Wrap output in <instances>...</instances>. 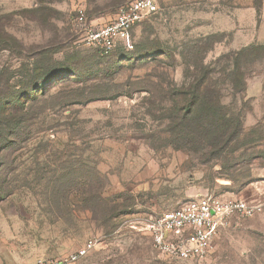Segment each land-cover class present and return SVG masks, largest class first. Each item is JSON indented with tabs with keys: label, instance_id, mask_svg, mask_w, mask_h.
I'll use <instances>...</instances> for the list:
<instances>
[{
	"label": "rangeland",
	"instance_id": "1",
	"mask_svg": "<svg viewBox=\"0 0 264 264\" xmlns=\"http://www.w3.org/2000/svg\"><path fill=\"white\" fill-rule=\"evenodd\" d=\"M35 1L0 0V16H8L0 25L8 33L0 43V73L11 76L0 78L5 94L18 83L12 74L38 45L55 44L61 58L96 53L73 26L78 13L100 25L132 0ZM163 2L157 14L132 29L122 48L96 53L95 65L83 63L88 73L80 79L55 81L42 97L47 103L33 102L30 113L8 129L11 145L0 159V264L57 258L89 239L97 240L96 247L74 264H264V56L243 67L245 93L225 90L227 102L246 113L245 135L232 153L214 157L202 147L180 146L173 141L180 134L169 130L159 108L170 106L160 99L159 83L168 88L193 81L187 54L199 50L194 56L202 60L210 47L203 36L218 32L221 42L204 63L215 62L220 71L221 55L264 44L263 34L236 21L238 0ZM43 6L52 19L37 17ZM195 42L199 48L193 50ZM96 87L91 101L69 98ZM208 193L244 198L259 209L228 220L202 261L158 253L148 223Z\"/></svg>",
	"mask_w": 264,
	"mask_h": 264
},
{
	"label": "trees",
	"instance_id": "2",
	"mask_svg": "<svg viewBox=\"0 0 264 264\" xmlns=\"http://www.w3.org/2000/svg\"><path fill=\"white\" fill-rule=\"evenodd\" d=\"M43 1L36 0L35 6ZM163 1L162 8L164 6ZM262 1L254 0L258 18L261 15ZM36 11H38L39 16L37 17L39 19L43 21L52 19L50 9L43 6L36 9ZM6 17L8 16H0V25L3 18ZM145 21L147 19L137 25ZM2 26H0V43L5 41V37L8 36L5 25ZM71 29L74 30V28ZM220 33L224 34L225 32ZM203 38L205 42L207 41L210 44V47L205 48V55L202 60L194 56V53H198L199 50L193 52V54L191 52L187 54L189 57L187 65L194 68L193 81L182 86L170 83L168 88L165 87V81L163 84L162 82L159 83L161 101L170 103V106L162 104L159 108L161 118L170 121L169 130L172 132L177 131L180 134L178 137L173 138L174 142L180 140V146L186 145L192 149L202 147L208 156L219 157L237 150L241 145L240 138L245 135L246 113L242 108L237 109V107L231 105L232 102H227L228 93L225 90L230 89L245 93L247 75L243 67L247 63L264 56V44L250 43L221 55L218 64L222 69L216 71L213 68L215 62L204 63V60H206L207 53L213 49L214 45L221 42L218 32L206 34ZM123 43L119 42L110 53L122 48ZM197 48H199L198 42L192 44L193 50ZM95 50L100 55H107L98 49ZM59 52L53 43L51 45H38L27 53L28 61L22 64L23 66L17 75L12 74L13 78L18 76V83L15 85L9 83L10 86L12 85V90L6 94L0 90V159L5 149L11 145L9 140L13 132L8 129L14 128L17 125L16 120L30 113V108L33 106L31 104L33 102L47 103L48 100H44L42 97L49 95V89L53 87L52 84L55 81L63 78L80 79L81 75L88 73V70L83 67V63L88 62V65L93 66L97 62L98 54L96 53V55H90L82 59L81 52L74 51L73 54L67 52L62 58L57 56ZM20 53L22 54L23 51ZM229 61L233 64L232 70L229 68ZM161 62L163 61L161 60ZM3 77L7 80L11 78V76L5 74V71L0 73V78ZM85 88H88V85ZM80 90L79 94H71L69 98L75 100L79 99L77 97H83L82 100L91 101L95 99L92 96L93 93H97L100 87H96L95 90L89 92L85 91L84 88ZM103 93H106L105 90ZM247 145L251 144L248 143L242 147L245 148ZM1 194L4 193L0 192V197ZM117 207V205L114 206L112 210H117Z\"/></svg>",
	"mask_w": 264,
	"mask_h": 264
},
{
	"label": "built area",
	"instance_id": "3",
	"mask_svg": "<svg viewBox=\"0 0 264 264\" xmlns=\"http://www.w3.org/2000/svg\"><path fill=\"white\" fill-rule=\"evenodd\" d=\"M163 0H132L122 6L106 23L88 24L81 11L73 21L76 30L82 31L84 44L110 53L119 42L129 40L132 29L162 9ZM259 206L244 198H227L208 193L185 206L162 213L148 223L146 233L154 249L167 257L202 261L214 250V242L222 226L234 217H251ZM97 245L96 239L66 255L39 259L34 264H74Z\"/></svg>",
	"mask_w": 264,
	"mask_h": 264
},
{
	"label": "crops",
	"instance_id": "4",
	"mask_svg": "<svg viewBox=\"0 0 264 264\" xmlns=\"http://www.w3.org/2000/svg\"><path fill=\"white\" fill-rule=\"evenodd\" d=\"M244 1V2H243ZM243 3V4H242ZM235 18L237 19L236 21L240 23H246L249 24L248 28L254 26L256 30V34L259 36V34H263L264 36V0L262 1V8H261V16H260V25L258 26V14L257 10L254 6V0H238L237 6H235ZM255 16V20H251L250 17L253 19V15ZM228 23V21H227ZM234 25L233 23H231ZM234 28V26L232 27ZM260 37L259 41L261 40L264 42V39ZM249 44V43H248ZM247 45V44H245Z\"/></svg>",
	"mask_w": 264,
	"mask_h": 264
}]
</instances>
